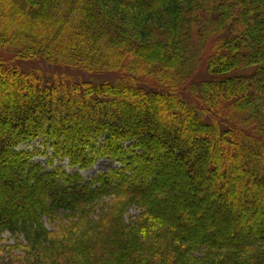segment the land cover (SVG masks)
<instances>
[{"label":"trees","instance_id":"1","mask_svg":"<svg viewBox=\"0 0 264 264\" xmlns=\"http://www.w3.org/2000/svg\"><path fill=\"white\" fill-rule=\"evenodd\" d=\"M0 50L71 70L0 64L9 264H264V0H0ZM194 179L208 212L169 204Z\"/></svg>","mask_w":264,"mask_h":264},{"label":"rangeland","instance_id":"2","mask_svg":"<svg viewBox=\"0 0 264 264\" xmlns=\"http://www.w3.org/2000/svg\"><path fill=\"white\" fill-rule=\"evenodd\" d=\"M212 41L213 40H211L210 43L207 42V53H206L204 60H203V66L206 64L207 59L210 55V51L212 49V47H211ZM11 57H12V54L10 52L5 51V50H0V64L1 65L2 64L7 65V66L15 65L16 67H20L21 69H24L27 71H30L33 69V70H36L39 74H40L39 70L41 68H43L48 73V76H50L51 79H54L56 77H58V79H59L61 77V75H63V74L68 75L71 72L70 69L64 70V68L50 66V65H47L44 63H39L37 61H33V62H29V63H24V62L14 63V62H12V60H10ZM2 90H7V89H5V88L3 89L0 87V92ZM186 96H188V94ZM192 99L193 98L188 97L189 101H192ZM122 144L126 145L125 143H122ZM118 147H119V149L121 148L120 146H118ZM133 154L134 153L132 152L129 155H133ZM122 161H123L122 159L121 160H117V159L115 160V158H112V157L108 158V159L107 158L98 159L92 168L81 171V174H82L81 176H83L86 179H90L89 177H93L97 173L105 174L106 172L111 171L114 167L117 168V167L122 166L124 168L126 166V164H124V162H122ZM170 167L172 170V168H173L172 165H169V168L167 166L165 169L168 170V169H170ZM176 169H177V167H175V170ZM219 170H220V168H219ZM59 173H60V171H59ZM174 181H175V179H174ZM240 182L241 181L236 182L238 187H241V185L239 184ZM180 183L181 182H179V184L177 186L178 187L177 191H178L179 195L176 197L175 194H173V195H171V198L169 199L170 205L174 204L173 201H175L177 203V205H178L177 210L187 209L188 206L190 205L191 207L188 209L191 210L192 208H194L192 211L193 213L198 212L199 214H201L202 210H205L208 212L209 209H207L206 207H208L209 205L212 206L213 204H215L214 201H211L210 196H208L207 198L205 197V195L203 193L202 186H200V184L195 183V179L193 180V183L190 182L191 187H189L185 190H181ZM179 191H182V192H179ZM239 191H243V189L240 188ZM199 194L203 195V197H199ZM206 196H207V194H206ZM228 201L230 202V200H228ZM117 202H119V199L117 200V199H115L114 196H109L108 198L102 200L101 204H99V206L95 203L93 205V207L96 208L97 210L106 209L110 212V211L114 210L115 205L118 204ZM176 203H175V206H176ZM235 203H237L240 206V209L242 208V204H241L242 202L241 201L234 200L230 204L234 205ZM133 209L134 208H132L130 210V212H129L130 214L136 213V211ZM186 211H188V210H186ZM241 212H242V214L241 215L238 214V217L240 219H244V221L246 220V222H245L246 225H248L250 222H253L254 214L252 213L251 209L247 210V212L245 214L244 213L245 211H243V208H242V211H240V213ZM177 214H178V211L175 213L174 217H176ZM185 214H187V213H185ZM131 217H132V215L130 216V218ZM202 218L204 219V217H202ZM191 219H193V218H191ZM217 221H212L213 223L211 225H215L217 223ZM235 222H239V221H235ZM185 225L187 227L191 226V222H190L189 218H187ZM54 227H55V225H53V226L49 225V229H53ZM183 232H185V230H183ZM194 234L196 235V233H194ZM192 236H194V235H192ZM238 240H239L238 237H236V241L235 240H229L228 243L233 246V244L239 243L240 240L239 241ZM17 241H19V245L24 244L22 240L18 239V237L12 236L10 234H1L0 233V264H9V262H8L9 260L12 261V263H13L14 257H9L7 259L5 256H8L6 253L12 251L13 245ZM240 243H241V241H240ZM1 250H4V251H1Z\"/></svg>","mask_w":264,"mask_h":264},{"label":"bare ground","instance_id":"3","mask_svg":"<svg viewBox=\"0 0 264 264\" xmlns=\"http://www.w3.org/2000/svg\"><path fill=\"white\" fill-rule=\"evenodd\" d=\"M110 142H112L111 141V137L110 138L105 137L103 139V145L99 149H97V147H92L91 145H90V148L93 150V153L101 154L103 151H105L108 148V146L110 145ZM136 146H138V144L133 145L132 147H136ZM128 161H129V159H126V160H124L122 162L126 163ZM97 174L100 175L101 173H97Z\"/></svg>","mask_w":264,"mask_h":264}]
</instances>
